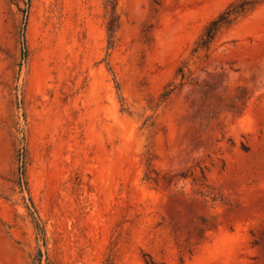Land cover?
<instances>
[{"label":"rangeland","instance_id":"374dc122","mask_svg":"<svg viewBox=\"0 0 264 264\" xmlns=\"http://www.w3.org/2000/svg\"><path fill=\"white\" fill-rule=\"evenodd\" d=\"M35 257L264 264V0H0V264Z\"/></svg>","mask_w":264,"mask_h":264},{"label":"trees","instance_id":"16d2710c","mask_svg":"<svg viewBox=\"0 0 264 264\" xmlns=\"http://www.w3.org/2000/svg\"><path fill=\"white\" fill-rule=\"evenodd\" d=\"M225 21V20H224ZM219 22H222L223 23V18H222V16H220L218 19H216V20H214L213 22H212V25H218L219 24ZM25 27H23L22 28V33H21V53H22V56H23V58H25L26 57V55H27V45H26V38H25ZM211 32L209 31V30H207V33H206V35L208 36V37H211V34H210ZM203 39V43H204V45L206 44V43H208L212 38H202ZM24 153H22L21 155H23ZM34 215V214H33ZM37 226H38V224H36ZM40 261H41V258L40 257H35V262H34V264H40Z\"/></svg>","mask_w":264,"mask_h":264}]
</instances>
